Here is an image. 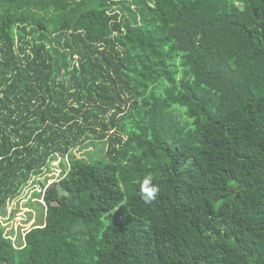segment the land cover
<instances>
[{
	"label": "trees",
	"instance_id": "16d2710c",
	"mask_svg": "<svg viewBox=\"0 0 264 264\" xmlns=\"http://www.w3.org/2000/svg\"><path fill=\"white\" fill-rule=\"evenodd\" d=\"M91 141L0 264H264V0H0V206Z\"/></svg>",
	"mask_w": 264,
	"mask_h": 264
},
{
	"label": "rangeland",
	"instance_id": "374dc122",
	"mask_svg": "<svg viewBox=\"0 0 264 264\" xmlns=\"http://www.w3.org/2000/svg\"><path fill=\"white\" fill-rule=\"evenodd\" d=\"M100 143L101 141H91L75 147L68 154L54 155L43 170L34 172L30 181L22 186L18 194L0 206V229L19 252L25 247V233L44 223L45 203L42 196L44 187L57 180L59 175L69 168L71 159L89 160L96 156L101 157L99 148L101 145H98Z\"/></svg>",
	"mask_w": 264,
	"mask_h": 264
},
{
	"label": "clouds",
	"instance_id": "9594fccd",
	"mask_svg": "<svg viewBox=\"0 0 264 264\" xmlns=\"http://www.w3.org/2000/svg\"><path fill=\"white\" fill-rule=\"evenodd\" d=\"M160 189L159 186L153 183V177H146L140 184V192L145 202H151L156 199Z\"/></svg>",
	"mask_w": 264,
	"mask_h": 264
}]
</instances>
